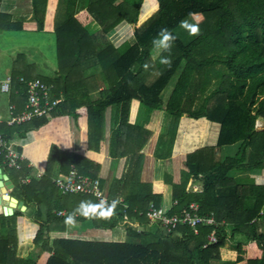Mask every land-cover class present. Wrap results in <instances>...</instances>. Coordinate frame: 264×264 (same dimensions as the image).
<instances>
[{
	"label": "trees",
	"instance_id": "trees-1",
	"mask_svg": "<svg viewBox=\"0 0 264 264\" xmlns=\"http://www.w3.org/2000/svg\"><path fill=\"white\" fill-rule=\"evenodd\" d=\"M141 1L32 0L31 21L9 22L10 14H0L5 29L55 34L57 76L38 74L23 55L13 60L10 100L15 111L26 100L19 76L46 82L50 96L60 98L49 116L0 124L6 137H24L29 130L35 134L32 142L18 146L25 156L20 168L6 167L32 210L29 215L19 208L8 215L0 212V264H264V227L257 229L258 219L264 225V184L232 174L264 169V128L255 127L256 118L264 119V0H157V9L155 0ZM190 15L200 32L185 43L174 27ZM137 16L140 21L148 18L134 28V40L115 45L107 33L121 21L134 23ZM167 34L174 41L166 40ZM159 41L165 46L154 59L152 50ZM176 74L164 100L162 92ZM133 102L148 110L164 108L170 116L166 132L158 136L148 182L140 180V149L151 131L134 123ZM108 105L117 114L110 126L109 154L126 156L125 171L107 185L99 178L102 190L107 186L103 203L91 193H62L53 181L60 173L75 169L98 177ZM182 115L204 116L218 123L219 131L214 144L185 155L186 168L175 182L164 159L171 154ZM70 116L80 132L77 150L72 148ZM234 143L238 147L233 153H221L223 145ZM190 179L201 182V189L187 190ZM164 184L171 186L170 214L193 201L201 215L213 213L215 223H199L195 233L185 224L167 231L151 222L146 210L150 202L161 205ZM20 217H26L27 226H19ZM68 220H89L100 228L123 222L126 238H69ZM32 227L39 253L20 255L19 231L28 233ZM209 232L215 233L216 242H207ZM226 240L234 242L233 260L220 255Z\"/></svg>",
	"mask_w": 264,
	"mask_h": 264
},
{
	"label": "crops",
	"instance_id": "crops-1",
	"mask_svg": "<svg viewBox=\"0 0 264 264\" xmlns=\"http://www.w3.org/2000/svg\"><path fill=\"white\" fill-rule=\"evenodd\" d=\"M157 6H156V9H157ZM140 9H141V6L139 8V11ZM5 13L10 14L9 22H17L21 20L31 21L33 20L32 0H0V14H5ZM135 21H137V18ZM120 23H128V22L121 21ZM119 24H117L115 27H117ZM5 25H6V22H4L3 16H0V36L5 33L14 32L12 30L14 29V27L10 29H5ZM114 28H112L111 30H113ZM17 30H22V29H17ZM110 31L107 33V35L111 39ZM132 36H133V33H132ZM111 41L115 45H119L122 42H124L123 40H120L119 43L116 44L114 40L111 39ZM130 41H133V38ZM56 71H57V68L55 69V71L52 70V73L49 76H52V77L57 76ZM9 74L10 72L7 73L3 78H1L0 83ZM10 96L11 94H8L0 90V115L2 116H6L8 113V109H7L8 104L11 102ZM96 96H97V92H94L92 94V97H96ZM6 103H7V106L4 105ZM131 107L135 108L134 123L141 126L145 130L151 131V135L148 137L145 144L140 149V152L143 154L142 166L140 170V180L143 182L152 181L153 171H154V150L156 147V142H157L159 134L166 132L168 128L170 116L164 108L148 110L143 104L141 103L135 104L134 102ZM116 116H117L116 107L114 105H108L105 107L104 109L105 143H104V152H103L101 163H100L98 178L104 179L106 181V185L111 181L113 177H116V178L121 177L123 172L125 171V165H126L125 164L126 156H120V157L113 158L109 154V137H110V132H111L110 126H111V123L114 122V120H116ZM202 117L193 119L192 117L182 115L179 119L178 127L176 130V135H175L174 142L172 145L171 154L164 159V169L172 176V180L175 182L179 181L181 169L186 168L184 160H185V155L188 152H191L198 147L205 146L208 144H214L216 142L218 131H219V124L216 122L210 121L211 123H208L206 120H203L200 122L201 126H203L202 128H204L203 133H206V134L208 133V130H207L208 124L209 125H212L213 123L217 124V126L212 125L211 127L212 131L211 133H209V135L208 134L207 135L205 134L203 136L194 135V134H191V131L189 129H187V126L189 124H191L192 122L196 120L203 119ZM70 126H71L70 131H71L72 148L73 150H77L80 147V132L78 128L74 125L73 118L71 116H70ZM202 131L203 129L201 130L200 133H202ZM140 135L142 139V136H143L142 132L140 133ZM209 136L212 137V142L207 143L209 142V138H210ZM197 137H199L197 142L195 139L194 143L192 142V144L188 145L187 142H189V140L192 141V138L194 139ZM11 138L16 144L20 146V145H25V144L32 142L35 139V134L33 130H29L26 132L24 137H20L18 134L15 133L13 137ZM234 144H236L235 148L237 149L238 143H234ZM224 146L225 145H223L222 147ZM222 147H221V151H222ZM29 164H31V162ZM0 168L2 169L1 172L7 174V177H8L7 179H9L13 183L12 188H14L13 178L8 174L7 171L3 170V167L0 166ZM232 174L235 176L245 178V179L253 180L256 183L264 184V180L258 182L257 180H255V176H254L257 174L264 175V169L257 171V172L252 171V170H248V171L236 170ZM188 184H189V187H188ZM188 184H187V190H192V191L200 190L202 187L201 182H199L196 179H190ZM193 184H195L194 186H196L197 188L196 187L193 188ZM106 185L103 188L104 193H105V189L107 188ZM12 188L9 190V194L15 197L17 200H22L21 197H18L11 193ZM172 203L173 202L171 199V186L169 184H164L163 198H162L161 205L164 208L168 209ZM23 204H24V201H23ZM15 209L17 208L14 207L13 211ZM23 210H25V213L27 214L30 210H32V206L29 205L27 207L25 205V208ZM25 220H26V217L18 218L19 226L26 225ZM123 224L124 223L119 224L120 226H122V228L119 225H116L115 227H112V228H100V227H95L94 225H92V223L89 220H86V221L68 220L66 223L65 234L69 238L122 241L126 238L125 237L126 236L125 226ZM30 231L31 230H29V232ZM235 256L236 254H234V257L230 260H233Z\"/></svg>",
	"mask_w": 264,
	"mask_h": 264
},
{
	"label": "rangeland",
	"instance_id": "rangeland-1",
	"mask_svg": "<svg viewBox=\"0 0 264 264\" xmlns=\"http://www.w3.org/2000/svg\"><path fill=\"white\" fill-rule=\"evenodd\" d=\"M144 0L141 1V4ZM156 6H157V0H155ZM140 4V6H141ZM158 7V6H157ZM156 11V9L150 13L148 16L153 14ZM148 16L144 19L146 20ZM144 20H139L137 16V21L134 23H120L114 30L115 32L111 34V39L115 41L116 44L119 43L120 40L123 41H130L134 40V37L132 36L133 30L136 26L140 25ZM195 26L198 28L197 22L194 20V16H186L184 17L175 27L174 31L175 33L184 41L185 43L190 42L192 39H194L198 33L193 35L190 32V27ZM14 32L12 33H5L0 36V79L3 78L7 73L11 72L12 63L13 60L17 58L19 55H23L24 59L28 63L35 64L36 72L41 75L49 76L52 73V70L55 71L57 68V56H56V42H55V34L53 31L50 30H32V29H12ZM165 43L163 41H159L155 47L152 50V58H156L160 51L164 48ZM177 74L174 75L171 80L169 81L168 85L162 92V97L164 100H166L167 96L170 93V90L176 80ZM7 106V103L4 104ZM203 119L196 120L189 124L187 126V129L191 131V134L203 136L206 133L204 132L203 126H201L200 122L203 120H206L208 123H211L206 117H202ZM196 119V118H193ZM170 120V119H169ZM212 125L217 126L216 123H213ZM212 125L207 126L208 135L211 133V127ZM255 127L257 129L264 128V119L263 118H256L255 119ZM203 129L202 133L201 130ZM206 134V135H207ZM192 136V135H191ZM208 137V136H207ZM206 137V138H207ZM209 142H212V137L209 136ZM198 138H192V141L189 140L188 145L194 143L195 139L196 142L198 141ZM236 144H229L222 147L221 153L224 154H231L235 151ZM3 170L7 171L8 174L13 178L12 172L10 170H7L5 166H3ZM255 180L258 182L264 180V175H254ZM258 176V177H257ZM195 188L196 186H194ZM199 186V185H198ZM189 187V184H188ZM197 188V187H196ZM11 193L21 197L18 189L12 188ZM25 212V210H23ZM31 210L27 213L29 214ZM1 219V216H0ZM123 223V222H122ZM119 225V224H118ZM27 226V225H26ZM120 226V225H119ZM154 226V225H153ZM122 228V226H120ZM264 227L263 221L261 219H258L257 221V229L262 230ZM24 228V227H23ZM26 228V227H25ZM29 233L19 231V237L20 240L22 239V242H24L23 246L19 247L21 242H18V249L17 253L20 255L25 254L27 251H34L36 254L39 253V247L34 246V243L32 242L33 239V233L35 228L32 227ZM126 237V236H125ZM238 238V236L236 237ZM220 255L222 259H232L234 257V254H236V248L234 245V242H231L230 240H226L225 243L220 246Z\"/></svg>",
	"mask_w": 264,
	"mask_h": 264
},
{
	"label": "built area",
	"instance_id": "built-area-1",
	"mask_svg": "<svg viewBox=\"0 0 264 264\" xmlns=\"http://www.w3.org/2000/svg\"><path fill=\"white\" fill-rule=\"evenodd\" d=\"M18 80L25 84L26 100L23 107L19 111H15L16 105L14 102L8 104V113L6 116L0 115V124L21 123L29 121L35 116H49L55 105L60 101V98H52L50 96V86L38 79H25L19 76ZM12 85L11 75H7L0 83V90L10 94ZM11 137H6L0 130V166L20 168L25 156L18 149ZM41 172L38 171L37 175ZM29 180V177L23 179ZM54 183L60 188L62 193L84 192L91 193L97 197L102 203L106 201V195L100 187L98 177H90L89 175L79 173L75 169H71L68 173H60L53 178ZM58 213H63L59 211ZM146 216L151 222H159L167 231L175 229L179 224L190 226L193 231L197 232L199 223L213 224L215 219L213 213L204 216L198 211V204L190 202L187 207H183L180 213H169L168 209L162 205L155 206L152 202L149 203L146 210ZM217 237L214 232L207 234V242H216ZM207 243H204V246Z\"/></svg>",
	"mask_w": 264,
	"mask_h": 264
},
{
	"label": "water",
	"instance_id": "water-1",
	"mask_svg": "<svg viewBox=\"0 0 264 264\" xmlns=\"http://www.w3.org/2000/svg\"><path fill=\"white\" fill-rule=\"evenodd\" d=\"M1 171L2 169L0 168V212L5 215L11 214L14 207L23 210L25 208L23 201L17 200L9 194V190L13 187V183L7 179V174Z\"/></svg>",
	"mask_w": 264,
	"mask_h": 264
},
{
	"label": "clouds",
	"instance_id": "clouds-1",
	"mask_svg": "<svg viewBox=\"0 0 264 264\" xmlns=\"http://www.w3.org/2000/svg\"><path fill=\"white\" fill-rule=\"evenodd\" d=\"M162 31H164L165 33H167V30H166V29H162ZM190 32H191V34L195 35V34L198 33V28L195 27V26H191V27H190ZM165 39H166V40H168V39H172V40L174 41L175 37H172L170 34H167V35L165 36ZM154 43H155V41H154ZM167 62H168V61L166 60L165 63H167Z\"/></svg>",
	"mask_w": 264,
	"mask_h": 264
}]
</instances>
